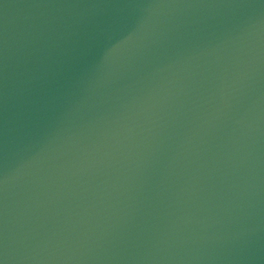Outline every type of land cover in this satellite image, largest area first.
I'll list each match as a JSON object with an SVG mask.
<instances>
[{
    "label": "water",
    "instance_id": "95a60500",
    "mask_svg": "<svg viewBox=\"0 0 264 264\" xmlns=\"http://www.w3.org/2000/svg\"><path fill=\"white\" fill-rule=\"evenodd\" d=\"M0 264H264V0H0Z\"/></svg>",
    "mask_w": 264,
    "mask_h": 264
}]
</instances>
